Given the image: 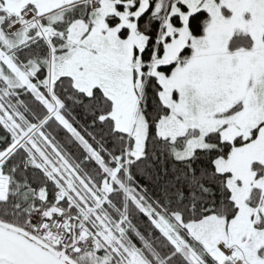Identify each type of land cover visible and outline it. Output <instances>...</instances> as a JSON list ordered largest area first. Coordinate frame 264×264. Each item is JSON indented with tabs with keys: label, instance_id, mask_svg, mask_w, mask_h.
<instances>
[{
	"label": "snow or ice",
	"instance_id": "1",
	"mask_svg": "<svg viewBox=\"0 0 264 264\" xmlns=\"http://www.w3.org/2000/svg\"><path fill=\"white\" fill-rule=\"evenodd\" d=\"M0 264H264V0H0Z\"/></svg>",
	"mask_w": 264,
	"mask_h": 264
},
{
	"label": "trees",
	"instance_id": "2",
	"mask_svg": "<svg viewBox=\"0 0 264 264\" xmlns=\"http://www.w3.org/2000/svg\"><path fill=\"white\" fill-rule=\"evenodd\" d=\"M73 115L76 116L77 120L84 124L87 117L84 115L83 111L81 109H76V111L73 113ZM90 130V129H89Z\"/></svg>",
	"mask_w": 264,
	"mask_h": 264
}]
</instances>
